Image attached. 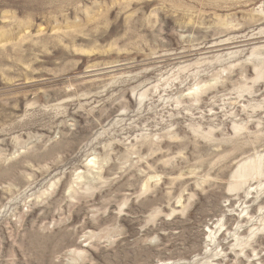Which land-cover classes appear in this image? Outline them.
Returning <instances> with one entry per match:
<instances>
[{"label": "rangeland", "instance_id": "1", "mask_svg": "<svg viewBox=\"0 0 264 264\" xmlns=\"http://www.w3.org/2000/svg\"><path fill=\"white\" fill-rule=\"evenodd\" d=\"M0 264H264V0H0Z\"/></svg>", "mask_w": 264, "mask_h": 264}, {"label": "bare ground", "instance_id": "2", "mask_svg": "<svg viewBox=\"0 0 264 264\" xmlns=\"http://www.w3.org/2000/svg\"><path fill=\"white\" fill-rule=\"evenodd\" d=\"M259 162H260V161H259ZM259 164H260V163H259ZM244 167H245V165H243V168H244ZM246 167H247V166H246ZM249 167H250V166H249ZM249 167H248V168H249ZM244 169H246V170H247V168H244ZM254 171H255V169H254ZM248 173H249V172H248ZM248 173H246V172H245V173H243V174H242V178H243V177L245 178V176H246Z\"/></svg>", "mask_w": 264, "mask_h": 264}]
</instances>
